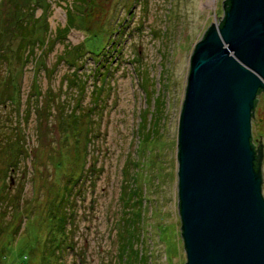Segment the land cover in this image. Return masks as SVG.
<instances>
[{"label":"rangeland","instance_id":"374dc122","mask_svg":"<svg viewBox=\"0 0 264 264\" xmlns=\"http://www.w3.org/2000/svg\"><path fill=\"white\" fill-rule=\"evenodd\" d=\"M222 3L0 0V45L7 48L12 77L7 96V86H0V123L6 119V126L17 123L18 129L21 124L27 139L18 169L6 171L7 160L0 164V192L9 186L20 205L25 201L0 232V264H37L47 237H64L54 205L65 184L72 187L76 213L67 220L74 236L67 241L65 264H185L178 123L191 54L207 26L222 18ZM25 30L27 59L19 61L16 48ZM74 72L81 78L66 89ZM35 90L37 100L24 122L19 113ZM69 111L76 116L61 121ZM251 134L262 143L264 197L263 92ZM16 148H9L13 159ZM29 225L37 229L28 236ZM49 258L59 263L54 254Z\"/></svg>","mask_w":264,"mask_h":264},{"label":"water","instance_id":"95a60500","mask_svg":"<svg viewBox=\"0 0 264 264\" xmlns=\"http://www.w3.org/2000/svg\"><path fill=\"white\" fill-rule=\"evenodd\" d=\"M226 6L195 44L179 116L185 264H264L262 149L251 134L264 93V0Z\"/></svg>","mask_w":264,"mask_h":264},{"label":"trees","instance_id":"16d2710c","mask_svg":"<svg viewBox=\"0 0 264 264\" xmlns=\"http://www.w3.org/2000/svg\"><path fill=\"white\" fill-rule=\"evenodd\" d=\"M223 2H225L227 5L226 7H228L229 0H223ZM72 24H73V19L70 17V20L67 21L64 29L68 30L70 28V26H72ZM219 24L220 25L222 24V20L219 21ZM27 34L28 33L25 30L24 32H21L19 35L21 37H20V40L18 42V46L16 48L17 49L16 50V56H17V59L19 61L24 56H25L24 58L27 59V54H24V49H23L24 45L27 42H29L28 41L29 39L26 40ZM1 37H2V28L0 27V40H1ZM33 42H35V41H33ZM8 63H10V56L7 54V48L3 45H0V86L2 84L4 86H7V87L3 88V90H2L3 92L7 93L6 96L9 94L8 93V85L10 84L11 78H12L11 72L8 68L9 67ZM72 74H74V76L72 78L67 79L66 89L69 88V90H71L73 87H75L78 84V79L81 78L79 75L75 74V72ZM43 93H46V92L44 91ZM36 95H38L36 93V90L34 93L28 95L27 100H26L25 110L23 112L20 111V113H19L20 118H23L24 122L28 119L31 110H33V107L35 104L33 102H34V98L36 97ZM40 95L41 94H39V96ZM53 96L54 95H52V97ZM36 98H35V101L37 100ZM55 99H56V97H54L50 100L55 101ZM6 100H10V97H7ZM2 102L4 104H6L5 100H2ZM34 109H36V108H34ZM71 113H74V116H76L75 115L76 112L69 111L68 115H65V117H63L61 119V121H64V119H67L66 117L69 116ZM19 116L17 118H19ZM5 122H6V119H4V122L0 123V153L2 151H4V149H3L4 147L7 146L8 149H7V151H4V153L0 154V155H2L1 158H3L2 160H0V164L2 165V163L7 160L6 161V162H8L7 164H6V162L3 163V164L7 165L6 171L7 170L8 171L9 170H16L19 167L18 163L27 154V149H26L27 148V146H26L27 139H26V135H25L26 133H24L25 129L23 126H21V124L19 125V129L21 128L22 131L19 132V129L17 127V123L15 125L11 124L10 126H6ZM59 122H60V119H59ZM63 126H64V130H67V126L66 125H63ZM3 127H5L6 129H4ZM60 127H61V124H60ZM59 129L60 128H58V131H60ZM10 130H11V132H10ZM14 143L17 144V148H16L17 151H15L16 152L15 154H17V156H15L13 159L12 158V152L9 151V148L11 149V147L14 146ZM3 154L5 155V158H4ZM256 163H258V162H256ZM1 165H0V174H1V172L4 171V169L1 168ZM64 188L65 189H63L64 191H63L62 195L60 196L58 202L54 205V213L56 215L55 224L57 226V230H59V235H60V233H62V235H64V237H62L60 235L56 240H54L53 238L51 239L48 236L46 243L44 244V248L41 252L40 260L37 264H55L49 258L52 254H54V256L58 259V262H59L58 264H65L62 261V259H63L62 257L66 255V251L68 249L67 243L69 242V238L71 240V239H73V237H71V235L74 236V234L72 233V229H74V227H72V228L70 227L67 229V227H68L67 220L69 217L71 218V214H73L75 216L76 213H74V208H73L74 195L72 193V187H70L69 184H65ZM8 189L10 190L9 186L3 185L1 192H0V232L2 231V229H6L9 226L10 217L13 216L16 209L20 208V206L21 207L24 206V202H25V201L21 202V205H20V202L18 201V199H14V195ZM124 201H126V199ZM54 213L52 215H54ZM8 214H10V216H9V218L7 217V219H6V216ZM50 217L52 218V216H50ZM55 218H54V220H55ZM62 227H64V228H62ZM17 228H18V226L15 227L14 232L18 231ZM36 229L37 228L36 227L34 228V225L33 226L29 225L28 236L32 232H34ZM70 233H72V234H70ZM24 238H25V236H24ZM65 238L67 239L66 241H65ZM124 242L126 243V240H124ZM72 246L74 247V245H72ZM124 246L125 245H123V247ZM125 256H126V248H124L121 251V254L119 255V260L122 261L123 259L126 258ZM137 257H139V254Z\"/></svg>","mask_w":264,"mask_h":264},{"label":"flooded vegetation","instance_id":"af4514ba","mask_svg":"<svg viewBox=\"0 0 264 264\" xmlns=\"http://www.w3.org/2000/svg\"><path fill=\"white\" fill-rule=\"evenodd\" d=\"M258 140V139H257ZM254 143V142H253ZM255 147L258 148V149H262V143L261 141L259 140V142L257 141V143H254ZM258 161H261L260 158H258ZM260 164V163H259Z\"/></svg>","mask_w":264,"mask_h":264},{"label":"bare ground","instance_id":"6f19581e","mask_svg":"<svg viewBox=\"0 0 264 264\" xmlns=\"http://www.w3.org/2000/svg\"><path fill=\"white\" fill-rule=\"evenodd\" d=\"M262 159V158H261Z\"/></svg>","mask_w":264,"mask_h":264}]
</instances>
